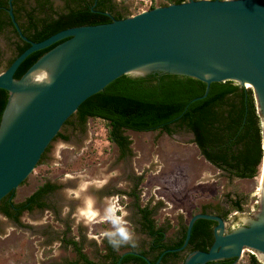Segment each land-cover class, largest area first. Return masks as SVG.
Returning a JSON list of instances; mask_svg holds the SVG:
<instances>
[{"label":"water","instance_id":"water-1","mask_svg":"<svg viewBox=\"0 0 264 264\" xmlns=\"http://www.w3.org/2000/svg\"><path fill=\"white\" fill-rule=\"evenodd\" d=\"M9 5L20 36L30 46L0 72V88L10 93L0 126V202L33 173L80 105L124 74L161 72L195 77L207 83L202 97L207 96L213 82L233 80L252 87L264 143V0H187L113 18L108 23L70 27L39 42L24 35L13 0ZM59 41L20 79L15 78L30 54ZM53 62L57 67L49 79L29 80L42 66L51 70ZM258 205L256 218L244 219L246 226L231 231L221 216L194 214L183 245L166 252L186 249L195 222L206 218L218 222L215 241L209 250L190 253L183 264L225 258H235L232 264H236L245 250L263 255L264 260L262 192Z\"/></svg>","mask_w":264,"mask_h":264},{"label":"rangeland","instance_id":"rangeland-1","mask_svg":"<svg viewBox=\"0 0 264 264\" xmlns=\"http://www.w3.org/2000/svg\"><path fill=\"white\" fill-rule=\"evenodd\" d=\"M53 1L56 7L64 5V0ZM172 1L152 0V5L140 0H116V3L129 15H135L150 6ZM5 34H0V72L7 69L15 54L11 34ZM62 132L69 139L59 137L52 142L46 159L14 195V201L21 202L44 182L57 183L60 189L45 200L51 207L26 211L18 222L0 211V264H69L80 258L70 239L80 244L91 260L104 263L110 245L102 233L111 226L99 217L97 222L86 225L73 215L88 198L94 200L101 214L106 198H118L136 241L135 247L129 244L117 250L121 254L147 244L148 238L141 231L138 205L154 210L153 218L158 226L165 227L171 240L178 236L182 224H188L205 207L229 211L226 221L232 230L258 207L264 182V158L255 178H239L208 161L190 131L168 134L160 130L127 129L125 134L132 143L125 156L109 141L101 119L91 118L85 130L66 126ZM69 175L71 179L67 178ZM105 178L108 183L102 189L89 183L79 199L69 198L68 189ZM228 195L242 197L244 210H232ZM66 207L71 211L65 215ZM254 253L246 250L236 264H246ZM186 258L187 255L183 256L180 264Z\"/></svg>","mask_w":264,"mask_h":264},{"label":"trees","instance_id":"trees-1","mask_svg":"<svg viewBox=\"0 0 264 264\" xmlns=\"http://www.w3.org/2000/svg\"><path fill=\"white\" fill-rule=\"evenodd\" d=\"M183 0H175L180 3ZM172 3V2H170ZM9 0H0V34L14 33L15 54L7 68L29 46L24 40L9 13ZM151 8H154L152 6ZM13 10L24 35L33 41H42L51 35L75 26L108 23L113 18L130 16L113 0H65L63 7H56L52 0H13ZM11 38V37H10ZM30 54L15 73L20 79L28 69L46 52L57 44ZM207 83L191 76L153 72L144 76L124 74L103 90L86 99L63 127L85 130L91 118L101 119L111 143L118 146L121 156L130 152L132 141L125 134L127 129L136 131L160 130L168 134L190 131L194 142L204 157L217 167L239 178H255L264 158L262 118L258 112L252 87L236 81L213 82L207 96ZM10 93L0 88V126ZM202 97V98H199ZM69 139L61 131L57 138ZM52 144V143H51ZM44 152L41 164L51 149ZM38 164V165H39ZM61 185L46 181L24 201L15 202V191L0 202V211L14 221H20L26 211L50 208L45 200L60 189ZM230 197L232 210H244L242 197ZM141 231L150 237L148 247L131 249L124 256L109 246L107 259L102 264H150L142 255H163L162 264H180L178 252L167 251L183 245L188 224H182L178 236L168 239L164 226H158L153 218L154 210L140 207ZM207 209V207H205ZM203 209L201 212L208 213ZM230 212L225 211L224 218ZM215 221L200 218L193 227L190 251L207 250L214 240L212 224ZM80 258L69 264H100L89 258L82 247L70 239ZM235 258L211 261L206 264H232ZM246 264H260L252 254Z\"/></svg>","mask_w":264,"mask_h":264},{"label":"clouds","instance_id":"clouds-1","mask_svg":"<svg viewBox=\"0 0 264 264\" xmlns=\"http://www.w3.org/2000/svg\"><path fill=\"white\" fill-rule=\"evenodd\" d=\"M82 175V174H80ZM67 178L71 179V175ZM89 183L95 184L98 189H102L107 183V178L103 180H95L87 183H82L77 189H68L69 198L79 199L80 192L87 190ZM71 209L66 207L64 214L66 215ZM79 220H82L86 225H91L97 222L99 217L101 222L108 223L111 227L102 233V236L108 241L109 245L116 250H119L122 246L131 245L136 246L134 239V233L128 227V221L125 219L126 213L119 205L117 197L106 198V207L103 210V214L95 208V202L92 198H88L83 207H79L76 213L73 214Z\"/></svg>","mask_w":264,"mask_h":264},{"label":"flooded vegetation","instance_id":"flooded-vegetation-1","mask_svg":"<svg viewBox=\"0 0 264 264\" xmlns=\"http://www.w3.org/2000/svg\"><path fill=\"white\" fill-rule=\"evenodd\" d=\"M114 2H116V0H113ZM174 2H175V0H173ZM173 1H172V3H173ZM183 1H187V0H183ZM52 2L54 3V1L52 0ZM64 2H65V0H64ZM168 4H171V3H168ZM54 5H55V3H54ZM11 34V39L13 40V42L16 40V36L14 35V33H10ZM1 35H6L5 33H3V34H1ZM13 46H14V51H15V45L13 44ZM258 207H259V205H258ZM258 207H257V209H255V210H253V212H250L249 213V215L248 216H246V218H256V212H257V210H258ZM206 210V212H208V213H210V214H215V215H218V216H221V217H223L224 218V213H225V211H221V210H216V209H211V210H208V209H205ZM236 211H238V210H236ZM1 213H3V212H1ZM4 214V213H3ZM5 215V214H4ZM6 216V215H5ZM228 216L230 217V215L228 214ZM228 216H226L227 217V219H228ZM142 217V216H141ZM225 220H226V218H224ZM213 221H215V220H213ZM217 224H218V222H216L215 221V223L214 224H212V229H213V234H214V240H213V242H212V244L214 243V241H215V227L217 226ZM248 223H245L244 222V220L242 221L241 220V222L240 223H238V224H236V226H235V229H237L238 227H241V226H246ZM140 225H141V223H140ZM141 227H142V225H141ZM227 230L228 231H231L232 230V228H231V224L230 223H227ZM145 234V233H144ZM146 235V234H145ZM167 235V234H166ZM147 236V235H146ZM147 238H148V241H147V244H146V246L148 247V245H149V242H150V237L149 236H147ZM212 244L209 246V248L207 249V250H209L210 248H211V246H212ZM189 246V245H188ZM187 246V248L186 249H184V250H182L181 251V253L179 254V256L178 257H180L179 258V260H178V263H181V259L183 258V256H185V255H189L190 253H192V252H194V251H190L189 249H190V247H188ZM141 248L142 247H144V246H140ZM140 247H138V248H140ZM199 250H203V249H199ZM129 251H131V250H129ZM196 251V250H195ZM246 251V250H245ZM126 252H128V251H126ZM126 252H123L122 253V255L124 256L125 254L124 253H126ZM134 252V251H133ZM138 254H141L140 253V251H138ZM254 255L257 257V259L259 260V262H260V264H263L264 263V260L262 259L263 258V256H261L260 254L259 255H257L256 253H254ZM259 256V257H258ZM146 257H148L149 258V260H150V264H155V263H157L158 261H159V259L157 260V261H154V259H155V255L154 256H151V255H147ZM163 259V258H162ZM225 259H230V258H225ZM221 260H223V259H221ZM185 261V260H184ZM218 261H220V260H218ZM158 264H162V260H161V262H159Z\"/></svg>","mask_w":264,"mask_h":264},{"label":"bare ground","instance_id":"bare-ground-1","mask_svg":"<svg viewBox=\"0 0 264 264\" xmlns=\"http://www.w3.org/2000/svg\"><path fill=\"white\" fill-rule=\"evenodd\" d=\"M56 67H57V64L55 62H53V65L51 66V70H48L47 65L42 66L31 77H29V80L33 81V82H42L44 80H47L50 78L52 72H54ZM247 85L249 86V84H247ZM263 190H264V187L262 186V194L264 195ZM261 256H263V255H261Z\"/></svg>","mask_w":264,"mask_h":264},{"label":"built area","instance_id":"built-area-1","mask_svg":"<svg viewBox=\"0 0 264 264\" xmlns=\"http://www.w3.org/2000/svg\"><path fill=\"white\" fill-rule=\"evenodd\" d=\"M140 1H142V2H144L145 3V5H147L148 3L150 4V5H152V0H140ZM152 6H150L148 9H150ZM145 11V10H144ZM258 202V204H259V201H257Z\"/></svg>","mask_w":264,"mask_h":264},{"label":"crops","instance_id":"crops-1","mask_svg":"<svg viewBox=\"0 0 264 264\" xmlns=\"http://www.w3.org/2000/svg\"><path fill=\"white\" fill-rule=\"evenodd\" d=\"M163 5H167V4H163ZM163 5H162V6H163Z\"/></svg>","mask_w":264,"mask_h":264}]
</instances>
